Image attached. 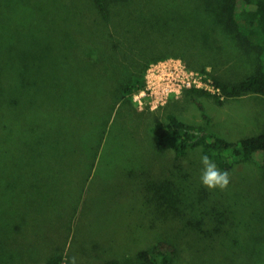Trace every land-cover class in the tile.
Wrapping results in <instances>:
<instances>
[{
	"label": "rangeland",
	"instance_id": "374dc122",
	"mask_svg": "<svg viewBox=\"0 0 264 264\" xmlns=\"http://www.w3.org/2000/svg\"><path fill=\"white\" fill-rule=\"evenodd\" d=\"M114 4L105 22L94 0H0V264H145L137 253L158 241L175 246L172 264H264V166L240 163L226 189H209L202 148L160 152L153 132L173 113L229 141L255 136L264 96L143 97L150 64L165 58L127 101L116 90L146 62L129 46L188 48L181 60L205 82L245 79L262 53L221 23L223 0H134L123 14ZM167 6L178 11L165 15L171 25L187 26L198 46L177 36L170 45L172 31L155 46ZM194 12L210 38L197 34ZM103 27L128 48L101 44Z\"/></svg>",
	"mask_w": 264,
	"mask_h": 264
},
{
	"label": "trees",
	"instance_id": "16d2710c",
	"mask_svg": "<svg viewBox=\"0 0 264 264\" xmlns=\"http://www.w3.org/2000/svg\"><path fill=\"white\" fill-rule=\"evenodd\" d=\"M225 3L224 6V21L221 22L226 25V27L232 32L236 33V38L246 41H251L258 47L260 54L262 53V59L264 57V0H223ZM96 9L99 11L102 18L107 22L111 17L116 15V12L112 10L113 3L114 5H119L120 14L127 13L129 10V5L134 3V0H94ZM167 2V1H166ZM137 3V2H135ZM168 8L167 14H162L157 17V19L162 20V27L157 32V38L153 41L155 46H158L160 49L161 45L163 46L164 35L166 31H172L170 34L173 38L167 40L171 45L174 43V38L178 40V37L181 39V46H192L197 45L192 31H187L189 28L187 26H182L187 29H182L181 26H172L171 21H174L177 12L174 9H171V6L165 7ZM118 9V8H116ZM181 9V14L187 15V11ZM174 13L171 17L167 18L165 15ZM192 13V12H191ZM195 14L197 25H199V35L203 36L204 39L210 38L209 28L210 26L205 24L204 16H199ZM198 17V18H197ZM156 18V17H155ZM156 19V21H157ZM170 19V20H169ZM195 19V18H193ZM170 23V25L168 24ZM105 25V24H104ZM103 33L100 37V43L102 40L108 38L107 42L114 44L115 50L121 48V46H127L128 42L123 39V42H120L119 46L112 42L114 36H109L108 31L103 27ZM211 29V28H210ZM127 30L126 33H128ZM187 31V32H186ZM191 32V33H190ZM193 37V38H192ZM110 38V39H109ZM199 38H201L199 36ZM203 46H209L208 40H202ZM156 42V43H155ZM166 42V41H165ZM192 43V44H191ZM123 44V45H122ZM129 52L136 55L138 65L146 61L142 67V74L135 76L127 82L119 83L116 86V90L120 93L121 99L126 101L132 97V95L144 88L145 86V72L151 62H156L163 58H180L186 60L188 48H182L180 51L169 50L167 52L158 50L155 53V49L151 54V47L145 46L140 52H134L129 46ZM139 54L144 57L145 60H139ZM156 55V56H155ZM261 59V62L256 69L255 73L247 76L245 79L237 83H229L222 81L220 79H215V86L220 88L221 94H213L210 91L192 88L186 91L187 94L191 96H212L218 101H221V97L224 98H235L250 94L264 96V60ZM137 65V64H135ZM136 67V66H133ZM194 68V67H193ZM198 69V68H196ZM195 99V98H194ZM203 112V115L206 116L204 106L199 101L195 100ZM153 132L156 135L157 142L156 147L160 152H167L173 150L179 156L185 155L190 149L196 147L202 148L203 155H209L212 160H214L222 170H231L236 165L244 162H251L261 166H264V132L255 136L246 137L240 139L236 142L229 141L225 138L217 136L211 132H208L205 128L201 126H196L184 122L173 114L169 113L167 115V122L158 121L153 127ZM175 257V246L167 241H158L154 244L153 249H142L137 253V258L145 264H172ZM61 256L54 258L49 262V264H61ZM105 264H121L117 259H110Z\"/></svg>",
	"mask_w": 264,
	"mask_h": 264
},
{
	"label": "built area",
	"instance_id": "2783aa9c",
	"mask_svg": "<svg viewBox=\"0 0 264 264\" xmlns=\"http://www.w3.org/2000/svg\"><path fill=\"white\" fill-rule=\"evenodd\" d=\"M192 88L221 94L215 82L211 80L205 82L200 73L189 70L180 58L169 57L150 64L146 75V87L140 92L143 97L150 94L155 102L163 103L170 94Z\"/></svg>",
	"mask_w": 264,
	"mask_h": 264
},
{
	"label": "clouds",
	"instance_id": "9594fccd",
	"mask_svg": "<svg viewBox=\"0 0 264 264\" xmlns=\"http://www.w3.org/2000/svg\"><path fill=\"white\" fill-rule=\"evenodd\" d=\"M202 164L200 180L203 186L209 189H226L230 183V175L227 170L221 171L209 155L200 157ZM71 264H76V258L72 257Z\"/></svg>",
	"mask_w": 264,
	"mask_h": 264
}]
</instances>
